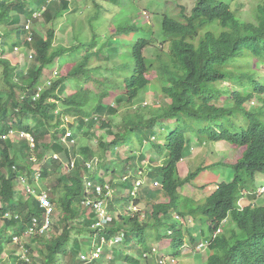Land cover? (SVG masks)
Instances as JSON below:
<instances>
[{"label": "trees", "instance_id": "trees-1", "mask_svg": "<svg viewBox=\"0 0 264 264\" xmlns=\"http://www.w3.org/2000/svg\"><path fill=\"white\" fill-rule=\"evenodd\" d=\"M195 4L191 16H185V9L178 10L175 5L172 14L171 6H167L158 19V28L166 38H174L182 25L185 31L172 40V51L165 54L167 63L160 61L162 67H170L164 72L168 79H175L178 87L184 85L189 95V103L184 106L181 99L175 113L190 106L197 108L196 118L190 123L186 114L180 119L169 115L167 107L147 111L148 117L134 107L132 102L148 86L144 80L132 83L131 91H127L125 80L126 93L118 91L119 95L92 92H110L100 78L106 76L118 86V72L128 71L122 64L118 42H104L99 27L91 24L77 32L76 24H65L83 11L100 9V4L93 0H0V255L7 247H15L8 260L1 258L0 264H63L69 256L72 263L90 251L93 241L99 246L100 242L105 244L100 264H109V250L119 249L120 244L108 242L122 235L127 263L163 264L156 261V243L167 244L164 254L182 258L184 250L197 252L205 241L211 244L206 264H221V259L226 264H264V216L251 208L240 212L237 204L229 206L230 202L220 195L222 185L207 199L198 193L187 195V185L194 184L204 169L187 178L181 177L179 169L190 150L188 139L194 138L201 143L224 140L231 145L232 170L250 184L264 173V124L257 121L255 108L247 106L256 95L264 94V82L259 81V71L245 62L250 43L264 55V5L251 20L242 21L227 0H195ZM35 13L42 16L35 19ZM28 21L32 23L29 31ZM58 21L63 25L56 28ZM194 24L217 34H205L196 46L194 42L200 36L189 33ZM57 30L65 36L72 34L68 44H57ZM123 32L116 31L113 36L121 37ZM125 33V39H129L130 32ZM107 35H112L111 30ZM187 37L192 41V54L184 50ZM147 47L142 40L134 39L124 55H132L141 75L150 61L145 55ZM18 49L32 53L33 62L19 63L15 59ZM93 60L98 65L88 70ZM66 64L71 66L67 74ZM225 82H232L235 92L222 91L220 84ZM223 95L227 99L221 105ZM68 118L74 124L68 125ZM30 120L33 125L28 124ZM244 121L247 123L242 127ZM193 123H206L218 136L200 133L203 127H194ZM62 125L73 130L69 141L62 140L68 133ZM41 128L44 132L39 135L37 130ZM11 129L32 133L38 139L36 148L32 150L28 142H22L17 150L9 136ZM51 132L52 139L44 143ZM36 152L42 160L38 177L46 192L40 189L37 194L19 195L17 173L21 170L25 174L30 169L28 160ZM229 157L223 155L220 166L228 165ZM107 160L119 161L122 168H106ZM102 161L106 164L103 171ZM144 168H149L150 174L137 193L133 191L134 206H129L125 197L108 202L113 221L103 231L92 230L98 218L84 202L98 199V192L86 190L85 179L93 181L89 177L92 171L96 177L111 173L114 178L130 173L136 184L140 180L136 179L137 172ZM29 173L33 175L32 169ZM157 180L161 186L155 185ZM47 191L51 194V211L37 196ZM121 203L127 207L116 218ZM55 205L60 209L58 214ZM53 216L54 225L41 233L45 219ZM228 219L237 228H222ZM220 230L224 234L218 233ZM129 231L134 239L132 246ZM84 234L87 241L82 239ZM15 238L20 240L17 245L22 246L21 255L17 254ZM131 253H139L140 260Z\"/></svg>", "mask_w": 264, "mask_h": 264}, {"label": "clouds", "instance_id": "clouds-1", "mask_svg": "<svg viewBox=\"0 0 264 264\" xmlns=\"http://www.w3.org/2000/svg\"><path fill=\"white\" fill-rule=\"evenodd\" d=\"M48 2H52V1H60V0H45ZM230 5L231 2L230 0H227ZM95 4H99V0H94ZM225 2V0H224ZM264 5V4H262ZM260 5V6H262ZM177 6H178V10L185 9L186 14L185 16H191L190 12L192 10H194L197 6V4L194 5L193 9L189 12L187 10V7L182 3H178L177 2ZM258 6V8L260 7ZM232 8V6H231ZM257 8V10H258ZM233 10V8H232ZM234 11V10H233ZM235 12V11H234ZM257 13V11H256ZM149 15V18L152 21V17L151 14L145 10L143 12V14L141 15V19L143 21V23L145 25L148 26H152L155 30L156 33H159V35L161 36V40H149V39H140L142 40L148 47L146 49V56L149 58V63L145 65V68L143 70V73L141 75L140 72H137L138 67H134L132 68V71L130 72V69L128 66H124L128 68V71L126 72L125 70V74L122 72H118V75L121 79V85H115L114 83H111L108 81L107 77L104 76L103 78H100L104 88L110 92H103V93H98V92H94L95 94H108V93H114L115 95H119L121 93H117L118 91H123L126 93L125 90V80H126V86H127V91H131L130 90V86L132 83H136L137 80H144L146 82H148V86L146 87V89L138 96V98L136 100H134L132 102V104L134 105V107L136 108H141L142 111H149L151 109H159V108H168V114L171 116H178L180 119L181 115L186 114L187 120L192 123L195 118H196V113H197V108H192L191 106L188 107L187 109H185L184 112H181L179 114H176L174 110H176V108L179 106V101L182 99L183 100V105L186 106L189 103V95L184 87V85L182 87H178L175 85V79H168V77L164 74L165 71H167L168 69H170V67H162L161 66V61L162 60L164 63H167V59L165 57V54L171 53L172 51V45H173V41L174 38L182 33L185 32L183 29V25L180 26L175 35L174 38H166L165 35L163 34V29L158 28V26L156 27L155 24L152 22L148 23L145 21V17H147ZM237 15V14H236ZM256 15V14H255ZM254 15V16H255ZM42 16V13H35L34 14V18L38 19ZM253 16V17H254ZM186 18H190V17H186ZM238 19H240L237 16ZM241 20V19H240ZM249 21V20H247ZM32 23L30 21H28L26 23V29L29 31L30 25ZM62 24V23H61ZM63 25V24H62ZM110 29L114 28L113 24H110L109 26ZM60 30H57V33ZM189 33H195L198 34L200 37L194 42L196 44V46L199 45V39L204 36L207 33H214L217 34V32L212 31L210 29L204 28L203 26H199V25H193L189 31ZM63 35V34H62ZM191 39L189 37L186 38L184 44H185V51L187 54H192V50H191ZM249 47H251V50L247 53L248 54V59L247 62L250 65V68L252 70L256 69L259 71L261 64H264V55L260 54V48L254 44V43H250V45H248ZM18 52H22L23 50L18 49ZM252 61H255L252 62ZM62 63H65L64 60H62ZM68 64L65 65V67ZM80 65L79 64H76ZM92 65V68L97 66V60H93L89 63L88 65V70L90 69ZM255 65L257 68H255ZM241 66L244 67L245 66V62L242 61L241 62ZM56 70H54L53 74L55 73ZM100 72V68L99 70L96 72L97 74ZM111 73H115L113 71V69L111 68ZM52 74V75H53ZM260 74V71H259ZM55 75V74H54ZM99 76V75H98ZM264 76V74H263ZM261 77V76H260ZM259 78V81L261 83H263L264 81H262ZM74 78V75L72 77V79ZM155 81V86L154 89L158 90L160 92V97L158 99V102L160 103L159 106H157L156 108L153 107H149V108H145L142 103L143 101H139L141 96L145 95L146 93H148L151 90V82ZM53 79L51 78V81L49 82V84H52ZM72 82H74L72 80ZM227 84H230L228 89H225L227 92L230 90L232 92H235V89L233 87V83L232 82H225V83H221L220 84V88L222 87H226ZM84 88V87H83ZM86 89V88H85ZM224 90V91H225ZM91 91V90H90ZM223 91V90H222ZM230 96H232V93H229ZM39 97V96H38ZM260 98L263 99V102L260 101ZM227 99L226 95H223V100L221 102V105H223V101ZM254 100H259L260 104L264 105V94H258L256 95L248 104L247 106H249L251 109H254L256 107H252L250 104L251 102H253ZM129 104V103H128ZM57 114V112H56ZM167 119V117H165ZM66 122L69 124H74L73 119L72 118H68L66 120ZM194 127L196 126H200L203 127L201 132L202 134H212V135H217V133L212 132V128L208 127V125L206 123L203 124H194ZM246 125V124H245ZM243 127V126H242ZM62 128L67 129L68 133L66 134L65 137L62 138V140L65 142L67 139L71 138L73 135V130H71L67 125H62ZM9 136L12 138L13 141L18 142L21 146L22 142H28L29 147L33 150L36 148V142H37V137H35L32 133H26L23 131H19V130H13L11 129L9 132ZM50 137V140L52 139L51 136H53L52 132L47 135L44 138V143H46V138ZM47 142V143H49ZM188 147L190 148V150L188 151V154L186 155V159L181 163L180 165V174H181V166L187 162V160L189 161L190 157L192 156V152L195 148H202L203 146L209 145L207 143H201V142H197L194 138H190L188 139ZM212 144H218L221 145V147L228 145L227 142H225L224 140H222L219 143H211ZM219 147V148H221ZM218 149V148H217ZM54 159L58 158L56 156H52ZM231 157V156H230ZM49 156L47 158V160H49ZM29 162V168L32 169L33 175H31L29 173L30 169L25 173H21V170L19 171L18 167L15 165L14 171L18 172V182H17V189L19 190V195L21 194H37L38 192L33 189L32 185L30 184L31 181H33L34 183H37V181L39 179H41L39 176V172H40V168L42 165V160L39 158V154L38 152L36 153H32L31 157L28 160ZM146 166V164H145ZM220 166L219 164L213 165V166H209L207 168H199V169H204L201 171V174L199 175L198 179L194 180V184L197 188V191L195 193H198L202 198L207 199L209 196H211L215 191H217L220 187V185H222L221 187V193L220 195L225 196V198L230 202V205H234L237 204L238 210L240 212H243L244 210L251 208L254 210H257V213L260 215L264 216V184H262V182L260 181L262 179V177H264V173H260L256 176L254 182L252 184H250L248 181L244 180L240 175L235 174L234 170H232V164H228V165H224V166H231V169L229 171H226L224 169H222L221 171H218V168ZM91 167V164H90ZM119 167L116 170H120ZM198 169V170H199ZM144 170L148 171V176L150 174V170L149 168H144ZM142 170V171H144ZM198 170L196 172H198ZM139 171V172H142ZM139 172H137L136 175V179H140L139 177ZM196 172H189L188 175L186 176V178L192 174V173H196ZM230 172V173H229ZM228 173L230 174V180L229 181H222L223 177L228 175ZM204 174H213L215 177H217V182L215 183L214 186L212 187H208V186H199L198 180L201 178L202 175ZM110 178V182H106L105 181V177ZM113 174H107L104 176H97V181L96 182H91L90 180H88L87 178L84 181V187L86 188V190H93L98 192V199H95L94 201H86L84 202L85 206L90 207L93 212L96 214V217L98 218V220H96L97 222L92 226V230H100L103 231L106 228V225L110 222L113 221V218L111 215H109V204L108 202L110 201H114L116 198H122L124 199V196H122L121 191H120V185L121 182H128L129 179H133L132 174H127V176H121V177H117L114 178ZM123 177V179H121ZM182 177V175H181ZM183 178V177H182ZM103 179V183H100L99 180ZM42 180V179H41ZM116 181V183L114 184L113 181ZM142 180H139L136 183V188L134 190L135 193H137V191L140 188V184L142 183ZM44 184V183H43ZM45 185V184H44ZM155 185L157 186H161V183L159 180L156 181ZM42 191L46 192L45 189H41ZM128 189H126L127 192ZM125 192V193H126ZM40 196V201L42 197H47L50 201L51 199V194L49 193V191H47V193H43L42 195H37ZM128 196L126 195L125 198H127ZM51 204V203H50ZM122 206V203H121ZM121 208V207H120ZM136 210V209H135ZM118 212V211H117ZM116 214L114 215L116 218H120L121 214ZM54 225V222L52 221V218H46L45 222L43 223V225L40 228V232L43 233L46 230H49L50 225ZM224 227H234L237 228L236 225L234 223H232V221L230 219L226 220L223 222L222 228ZM218 233L224 234L223 230H220ZM123 235L120 238H115L113 240H111L110 242H108L110 245L113 244H120L123 242L122 239ZM17 242H19L20 240L18 238H15ZM203 245L200 246L199 248H197V252L195 251H190V250H184L183 253V257L182 258H177L175 257L173 254H164V249L167 247V244H158L156 243L155 245H159V248H155L153 247V252L156 258V261L159 263H163V264H206L210 258L211 255V251H210V245L208 242L202 241ZM105 252V244L100 243V246L98 245V242L93 241L91 244V249L90 251L85 254L84 256H82L81 258L77 259V261H74L70 264H100L101 261L100 259L103 260V255ZM137 260H140V258H136ZM221 264H226L223 259L220 260Z\"/></svg>", "mask_w": 264, "mask_h": 264}, {"label": "rangeland", "instance_id": "rangeland-1", "mask_svg": "<svg viewBox=\"0 0 264 264\" xmlns=\"http://www.w3.org/2000/svg\"><path fill=\"white\" fill-rule=\"evenodd\" d=\"M94 1V0H93ZM181 2L187 7V10L190 12L194 5H195V0H181ZM231 6L237 16L242 20V21H247L251 20L253 16L256 14L258 6L264 4V0H230ZM99 4L101 5L100 9H94L92 10H87L83 11L77 16L73 17L69 22L65 21V24L67 26H71L72 24L77 25V32H79L81 29L86 28L88 26H97L100 28V31L102 32V40L104 42H110V43H115L116 41L118 42V49L120 50V54L123 57L121 59L122 64L124 66H128L130 69V72L132 71L133 68V61H132V55H129L127 58L124 56L126 55L130 50H131V42L136 39H155L160 41L161 36L159 33H156V30L152 26L145 25L141 19V15L145 10H147L152 17V21L155 24V26H158V19L162 15V12L167 8V6H171L170 9V14H172V10L175 9V5H177V0H99ZM170 4V5H168ZM96 17H93V16ZM145 21L150 23L152 22L151 19L149 18V15L145 17ZM110 24L114 25V28L110 29L109 26ZM61 22L58 21L56 23V28H59L61 26ZM123 28V29H122ZM108 30H111L112 35L108 36L107 32ZM121 37L115 38L113 35L116 31H122ZM130 32L129 39H125L126 33L125 31ZM161 31V28H160ZM72 36V34H70ZM69 36L62 35L60 31L57 33V44L59 42H65L68 44V41L70 39ZM16 60H19V63L24 62L27 63L28 61L33 62L32 58V53L28 52L27 50H23L22 52H18L17 56H15ZM17 62V61H16ZM255 63V61H252ZM255 68L256 65H255ZM71 69L70 65H67L65 67L64 73L67 74L68 71ZM260 79L264 81V64H261L260 66ZM73 83V82H72ZM155 86V81L153 80L151 82V90L146 93L145 95L141 96L139 101H143L142 105L145 108L153 107L156 108L159 106L158 99L160 97V92L158 90L154 89ZM230 84H227L226 87H222L221 90L228 89ZM3 85H1V88ZM68 91V89H67ZM70 92V91H68ZM260 101L263 102V99L260 98ZM259 100H254L251 102L252 107H256L253 110V113L257 116V121L264 124V105L260 104ZM123 106V104L121 105ZM130 108V107H128ZM123 110V108H122ZM124 111V110H123ZM123 111H122V116H123ZM144 114L147 115V111H143ZM257 122V123H258ZM247 122L244 121L242 126H245ZM28 124L33 125L34 122L33 120L28 121ZM241 128V127H239ZM37 134L41 135L44 131L43 129H38ZM50 137L48 136L46 138V141L49 142ZM17 146V150L20 149V144L18 142L15 143ZM221 145L218 144H209L206 146H203L202 148H195L192 152V156L190 157L189 161L185 162L181 166V175L183 178H186L189 172H196L199 168H207L209 166H213L216 164L220 163V160L223 155H230L229 160L226 161L227 164H232L234 162L233 160V155L234 153L232 152V147L230 146H223L221 148ZM218 148V149H217ZM109 163V166L106 167L105 161H102L101 167L103 168L102 171L106 168H119L120 167V162L116 160H107ZM218 171H221L222 169L229 171L231 169V166H219ZM230 173V172H229ZM223 177L222 181H229L230 180V174ZM148 176V171L144 170L142 172H139V177L140 180H145V178ZM84 177H88L86 173H84ZM91 179L96 182L97 177L94 175V171L91 172L89 175ZM123 179V177L121 178ZM106 182H110V178L107 176L105 177ZM262 184H264V177L260 180ZM217 182V177H215L213 174H204L201 176V178L198 180L199 186H208L212 187L215 185ZM113 183L115 184L116 181L114 180ZM32 185L33 189H35L37 192L40 191V189L43 188L44 184L41 179L37 181V183H34L33 181L30 182ZM53 186V184H51ZM187 195H192L197 191V188L195 185L192 183L187 185ZM128 188L127 192L126 189ZM136 188L135 180L134 178L131 180L129 179L128 182H121L120 185V191L122 196H128L127 199H129V206H134L133 205V200L135 197V194L133 191ZM126 192V193H125ZM126 205L121 206V208L118 210L117 215L121 214L122 212L124 213L126 210ZM55 213L58 214L60 209L55 205L54 207ZM139 209V208H138ZM86 216L89 217V214L86 213ZM52 221H56V216L52 217ZM130 234V240H129V246H132L134 244V239L132 237L131 232L129 231ZM86 235L84 234V237H82L83 241H87L88 238L85 237ZM16 246H19V249L17 251V254L21 255L23 250L21 245H17L18 242L15 240ZM155 248H159V245H153ZM15 247L9 246L6 249L5 254L0 255L1 258H5V261L8 260V255L10 254L11 251H13ZM85 250V249H84ZM190 251H193L190 249ZM109 264H132V263H127L126 262V254L127 251L123 247V245H120L119 249L109 250ZM134 258H139V253H131L129 254ZM36 257H39L36 255ZM104 262V261H103ZM71 263V256L67 258V260L64 261L63 264H70ZM13 264V263H11ZM186 264V263H185Z\"/></svg>", "mask_w": 264, "mask_h": 264}, {"label": "built area", "instance_id": "built-area-1", "mask_svg": "<svg viewBox=\"0 0 264 264\" xmlns=\"http://www.w3.org/2000/svg\"><path fill=\"white\" fill-rule=\"evenodd\" d=\"M41 201H42L43 206H45L51 211V204H50L49 199L47 197H42Z\"/></svg>", "mask_w": 264, "mask_h": 264}, {"label": "bare ground", "instance_id": "bare-ground-1", "mask_svg": "<svg viewBox=\"0 0 264 264\" xmlns=\"http://www.w3.org/2000/svg\"><path fill=\"white\" fill-rule=\"evenodd\" d=\"M244 59V58H243ZM246 60V59H245ZM245 62H247V60L245 61ZM68 140V139H67ZM199 140V139H198ZM69 141V140H68ZM48 218V217H47ZM196 238V237H195ZM101 243V242H100Z\"/></svg>", "mask_w": 264, "mask_h": 264}]
</instances>
